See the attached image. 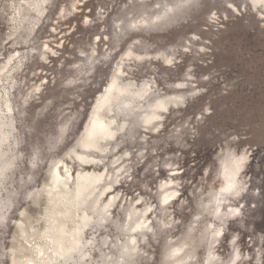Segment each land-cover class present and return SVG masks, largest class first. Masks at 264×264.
<instances>
[{"label": "rangeland", "instance_id": "374dc122", "mask_svg": "<svg viewBox=\"0 0 264 264\" xmlns=\"http://www.w3.org/2000/svg\"><path fill=\"white\" fill-rule=\"evenodd\" d=\"M260 1L0 0V264H264Z\"/></svg>", "mask_w": 264, "mask_h": 264}, {"label": "bare ground", "instance_id": "6f19581e", "mask_svg": "<svg viewBox=\"0 0 264 264\" xmlns=\"http://www.w3.org/2000/svg\"><path fill=\"white\" fill-rule=\"evenodd\" d=\"M260 6H263L264 7V0H261L260 1ZM10 68V66H9ZM8 68V69H9ZM11 71V70H9ZM8 71V73H10ZM7 74V73H6ZM111 85V84H110ZM113 85V84H112ZM120 90L117 88V87H114V86H110L109 89L106 90V94H105V99L103 101H101V103L98 105L97 109L98 111L101 110V108L104 106V105H107L109 102H111L110 100L113 98H116L115 96H117L116 94L119 95ZM123 92V91H122ZM122 94V93H121ZM103 97V96H102ZM112 99V101H114ZM117 99H118V96H117ZM116 100V99H115ZM100 101V100H99ZM98 101V103H99ZM127 103L129 101H126ZM132 102V101H131ZM110 104V103H109ZM130 104V103H128ZM97 106V105H96ZM110 108V107H109ZM152 108V107H151ZM159 107L155 106L153 107L149 113L147 114L146 116V120L144 121L145 123L149 124L151 123L152 121H154L157 117H158V112L156 111ZM135 109V108H134ZM95 110V114H93L94 116H92L91 118V122L90 124L88 125L87 127V132H86V135H85V139L84 140L85 142L83 143V145L86 147V148H94L96 149L97 147L95 146V141H103L104 140H107V139H113L115 137V133H116V129L115 127L113 126V119L110 120V121H106L104 120V118L102 117V115L99 114V112ZM111 111V110H110ZM10 113V112H9ZM155 122V121H154ZM3 124V123H2ZM1 129V128H0ZM120 129V128H119ZM4 131V130H3ZM3 135L1 136H4L5 131L2 132V130L0 131ZM118 132V130H117ZM8 136V135H7ZM6 137V136H5ZM4 137V138H5ZM9 137V136H8ZM2 138V137H1ZM6 139V140H5ZM4 140L7 141V137L5 138ZM3 140V138H2ZM1 140V141H2ZM3 140V141H4ZM4 141V142H5ZM9 141V139H8ZM6 143V142H5ZM4 143V144H5ZM106 143V142H105ZM3 144V142L1 143ZM3 144V145H4ZM7 145V144H6ZM5 146V145H4ZM91 148V149H92ZM3 149V148H2ZM84 149V148H83ZM89 149H87L88 151ZM68 174V171L67 173ZM2 175V174H1ZM53 179L52 180V185L54 186V190L55 192L53 191V189L51 188L49 191H48V194H52L54 197H58L59 199H65V197L67 196V194H69L71 192V187H69V183H68V179H72V184L73 183V176L70 175L68 177V179L62 175L61 172L57 171L56 174L51 178ZM69 181V182H70ZM87 182V181H86ZM91 182V181H90ZM89 185V184H88ZM87 185V186H88ZM84 186V183L83 182H79L77 181L76 185H75V196H77L81 191L80 189H82V187ZM86 187V186H85ZM87 188V187H86ZM91 188V185L90 187ZM76 199V198H75ZM66 200V199H65ZM67 211H69L68 209H65ZM65 228V227H64ZM63 227L60 229V234H58L57 236V240L56 241H59V240H62L64 242H66V245L68 244V246H65V244H61L60 242H56V245L53 244V248L51 249V253L48 254L47 252L45 253H42L41 254V257L39 258L40 261L42 263L40 264H50V262H52L53 260H57L58 258H61L63 257L64 255H69L71 254L75 249H77V239L75 240L74 238V234L72 233V231H68L66 229H64ZM64 245V246H63ZM77 247V248H76ZM49 250V248L47 249ZM42 252V251H41ZM75 252V251H74ZM53 255H54V259H53ZM46 256V257H44Z\"/></svg>", "mask_w": 264, "mask_h": 264}]
</instances>
